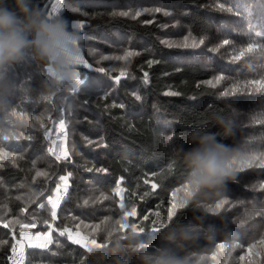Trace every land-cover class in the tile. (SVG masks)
Returning <instances> with one entry per match:
<instances>
[{
  "label": "trees",
  "instance_id": "trees-1",
  "mask_svg": "<svg viewBox=\"0 0 264 264\" xmlns=\"http://www.w3.org/2000/svg\"><path fill=\"white\" fill-rule=\"evenodd\" d=\"M51 1L28 6L47 20ZM60 1L53 21L92 36L97 54L134 55L119 77L79 40L94 69L78 67L86 79L73 92L55 87L30 57L0 71V224L9 225L0 227V264L20 233L48 230V247L26 249L25 264H142L141 255L165 246L187 264H264V172L252 175L264 150V0ZM138 6L161 11L152 19L120 15ZM13 8L14 0H0V9ZM221 118L232 128L227 138L216 126ZM194 132L216 133L233 157L232 178L195 195L181 151L195 146ZM62 175H70L69 188L56 219L49 200ZM76 229L100 245L70 242L66 233ZM186 229L187 244H165Z\"/></svg>",
  "mask_w": 264,
  "mask_h": 264
},
{
  "label": "clouds",
  "instance_id": "clouds-1",
  "mask_svg": "<svg viewBox=\"0 0 264 264\" xmlns=\"http://www.w3.org/2000/svg\"><path fill=\"white\" fill-rule=\"evenodd\" d=\"M71 40L62 21L41 19L39 13L29 9L28 0H14L13 10L0 9V71L30 57L43 64L53 83L70 84L75 75V49L69 46ZM2 92L0 89V94ZM216 126L223 137L232 135V128L224 119L217 120ZM191 139L195 146L186 151L181 149L187 172L185 184L193 195L218 189L232 178L233 157L229 145L210 132H194ZM191 231L171 233L164 237L165 244L177 248L185 245L192 239ZM142 247L138 245L135 250ZM139 258L142 264H187L168 246Z\"/></svg>",
  "mask_w": 264,
  "mask_h": 264
},
{
  "label": "rangeland",
  "instance_id": "rangeland-1",
  "mask_svg": "<svg viewBox=\"0 0 264 264\" xmlns=\"http://www.w3.org/2000/svg\"><path fill=\"white\" fill-rule=\"evenodd\" d=\"M70 9L73 10V11H76V12H79V13H82V9H79L77 7V5L75 4H71L69 5ZM63 8V3L60 1V0H52L49 4H48V21L49 22H53V19L52 17H55V15L61 11V9ZM131 12H128L129 15L128 16H133L135 17V13L136 12H141V17H143V19H152V17H154V15H158L159 13L156 12L155 10H152L151 8L149 7H141V6H138L134 9H131L130 10ZM81 21H77L76 23H74L73 25V28L75 31H78L80 30V26H81ZM69 36L72 38V40L70 41V47H73L75 49V56H74V63H73V69H74V79L73 81L68 84L70 87H71V91H78L81 87H83L84 83H85V79L86 78H81L79 73H78V67H85L87 69H94L88 62H87V59H86V55L84 54L83 52V48L78 46V41L79 40H82L84 42V47L87 51V54L89 56H92V59L94 61V63L100 65L101 64H104L105 66H108L110 64V66L108 67H111L109 68L110 70L109 71H114L117 73V75L119 77H122L124 75V70L126 69V66H128L129 62L131 61V57L132 55L130 54V52L128 53H125V54H119V53H113L112 55H105V54H97L94 49L92 48L91 44L88 43L87 41H91L93 39L92 36H86V35H77V34H74V33H69ZM183 34L180 33V37H182ZM95 53L97 55H95ZM104 56H107V57H104ZM109 56V57H108ZM105 62H109V64L107 63V65L105 64ZM55 87L57 86H62L61 84H54ZM230 98V95L228 96ZM232 109L234 111V114H235V119H236V122L238 124H240V120L242 121L243 117L241 116L242 114L239 112V109L236 107V106H232ZM57 138L56 140H59L60 141V145H61V155L62 156H65V142H66V131L65 129L63 128V124L62 122H59L57 123ZM239 149H240V144H238V147L235 149V154H239ZM246 158H251V159H255L254 157H250V156H246ZM258 164H256L255 168L256 170H254L252 172V175H260L264 172V168L262 167H259V165L261 163H264V150L261 149L260 152H259V157H258ZM62 180V183H59V187H62V191H67V189L69 188L68 185V178L66 175H62L58 181H61ZM64 195L60 192V197ZM66 195H68V191L66 192ZM57 196V194L55 193L54 191V196L50 197L51 201L55 199V197ZM61 204L58 206V208H60ZM14 223H18L17 221H14ZM21 227H25L26 224L25 223H21L20 224ZM26 232V231H25ZM70 232H74V233H78L80 235V237L82 239L85 240V245L86 246H91V247H97L100 245V243H97L96 241H93V240H88L86 237L82 236L79 232L78 229H76L75 231L74 230H68L66 235H67V238L69 240L70 238ZM42 233V232H40ZM39 233V234H40ZM45 234H50V231H46V232H43ZM51 239H52V236L50 234V238H49V241L51 242ZM73 239V238H72ZM229 251V247L228 249H225L223 250V252L225 254H227ZM212 264H217V260L213 261Z\"/></svg>",
  "mask_w": 264,
  "mask_h": 264
},
{
  "label": "built area",
  "instance_id": "built-area-1",
  "mask_svg": "<svg viewBox=\"0 0 264 264\" xmlns=\"http://www.w3.org/2000/svg\"><path fill=\"white\" fill-rule=\"evenodd\" d=\"M61 189H62V187H59V184L56 185L54 191L57 194V196L55 197L54 200H52V201H51V199L49 200V205L53 211L54 217L57 213L58 206L60 204H62L63 200L66 197L65 191H62ZM60 192L62 194H64L61 197H60ZM39 235L40 234H31L29 232L20 233L18 235V237L15 238L13 241V244H12V247L10 250V254L8 256L7 264H25V262H26L25 250L32 248L33 247L32 245L37 243L36 237ZM69 240L75 244L82 246V247L86 246L85 240L82 239L78 233L70 232ZM39 243L44 244L45 247H43L42 249H45L50 244V241L49 240H47V241L41 240V241H39ZM34 248H38V247H34Z\"/></svg>",
  "mask_w": 264,
  "mask_h": 264
},
{
  "label": "snow or ice",
  "instance_id": "snow-or-ice-1",
  "mask_svg": "<svg viewBox=\"0 0 264 264\" xmlns=\"http://www.w3.org/2000/svg\"><path fill=\"white\" fill-rule=\"evenodd\" d=\"M155 11L156 12H160L161 11V9L159 8V7H157L156 9H155ZM167 14V13H166ZM120 15H124V16H128L129 15V13L128 12H121L120 13ZM141 15V12H136L135 13V17H139ZM201 44H203V41H201L200 42ZM187 45H185V47H186ZM247 51H249V52H251L252 51V48H249ZM131 55H134V53L132 52V53H130ZM104 57H107V56H104ZM236 59H240V57H236ZM152 63V61H149V64H151ZM124 75H125V73H124ZM123 75V76H124ZM122 76V77H123ZM148 76H149V74L147 73V72H145L144 73V77H145V79H144V83H148L149 81H148ZM223 79V76H216L215 77V80H216V82H219V81H221ZM117 83H119V80H117ZM207 83L208 84H212V81L211 80H209V81H207ZM252 84H257V83H260L259 81H253V82H251ZM260 87L261 88H264V83H261L260 84ZM234 92H235V86H234ZM177 93H174V92H171V91H169V92H166L165 93V95H176ZM137 99H139V96H137ZM259 167H262V168H264V163H261L260 165H259ZM100 172H105V169H100L99 170ZM69 178H70V175H69V177H68V180H69ZM145 183H147V181H145ZM68 187H69V185H68ZM152 187H153V189H155L157 186L155 185V184H153L152 185ZM67 191H65V193H66ZM56 219H57V215H56ZM33 226H35V225H33ZM46 227H47V225H45ZM0 227H3V228H5V229H9V225L8 224H6V223H3V224H0ZM54 228V227H53ZM49 238H50V234H45V233H40V235L39 236H37L36 237V240H37V243H35V244H33L32 246L33 247H38V248H43V247H45V245L44 244H42V243H39V241H41V240H44V241H47V240H49ZM261 243H264V242H261ZM254 245H252V246H250V247H248L247 249H246V251L247 252H251L252 251V247H253ZM244 259V257L243 256H241V260H243Z\"/></svg>",
  "mask_w": 264,
  "mask_h": 264
},
{
  "label": "bare ground",
  "instance_id": "bare-ground-1",
  "mask_svg": "<svg viewBox=\"0 0 264 264\" xmlns=\"http://www.w3.org/2000/svg\"><path fill=\"white\" fill-rule=\"evenodd\" d=\"M70 241V240H69ZM70 242H72V241H70ZM73 243V242H72Z\"/></svg>",
  "mask_w": 264,
  "mask_h": 264
}]
</instances>
